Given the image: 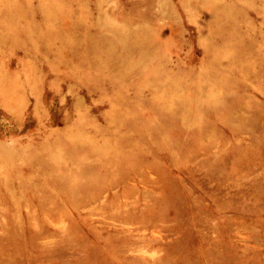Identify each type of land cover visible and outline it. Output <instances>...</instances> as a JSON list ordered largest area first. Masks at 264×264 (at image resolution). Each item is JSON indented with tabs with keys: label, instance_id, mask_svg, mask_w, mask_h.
<instances>
[{
	"label": "rangeland",
	"instance_id": "rangeland-1",
	"mask_svg": "<svg viewBox=\"0 0 264 264\" xmlns=\"http://www.w3.org/2000/svg\"><path fill=\"white\" fill-rule=\"evenodd\" d=\"M0 264H264V0H0Z\"/></svg>",
	"mask_w": 264,
	"mask_h": 264
},
{
	"label": "bare ground",
	"instance_id": "bare-ground-1",
	"mask_svg": "<svg viewBox=\"0 0 264 264\" xmlns=\"http://www.w3.org/2000/svg\"><path fill=\"white\" fill-rule=\"evenodd\" d=\"M136 37V36H135ZM135 37H134V39H135ZM132 38H133V36H132ZM131 39V38H130ZM131 41H132V39H131ZM134 44V43H133ZM138 44V43H137ZM148 44V43H147ZM145 47V46H144ZM146 47H147V45H146ZM145 47V48H146ZM141 48V47H140ZM148 48V47H147ZM146 48V49H147ZM208 67V66H207ZM243 76H245V75H243ZM254 83V82H253ZM256 87V86H255ZM242 103V102H241ZM249 112V111H248ZM241 114V113H240ZM250 116V115H249ZM238 117V116H237ZM248 117V116H247ZM251 117V116H250ZM209 133V132H208ZM217 135V134H216ZM200 136V135H199ZM56 145V144H55ZM245 146V145H244ZM246 148V147H245ZM192 151V150H191ZM201 160V159H200ZM144 171V170H143ZM147 178V177H146ZM20 179V178H19ZM98 186V185H97ZM100 189V188H99ZM99 192V191H98ZM98 195V194H97ZM42 203V202H41Z\"/></svg>",
	"mask_w": 264,
	"mask_h": 264
}]
</instances>
